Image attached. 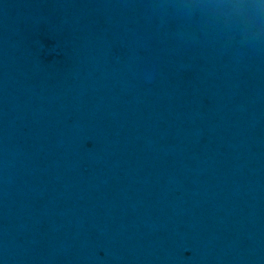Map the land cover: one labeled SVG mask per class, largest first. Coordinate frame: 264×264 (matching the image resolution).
Masks as SVG:
<instances>
[{
    "label": "water",
    "instance_id": "water-1",
    "mask_svg": "<svg viewBox=\"0 0 264 264\" xmlns=\"http://www.w3.org/2000/svg\"><path fill=\"white\" fill-rule=\"evenodd\" d=\"M178 2L0 0L3 264H264V41Z\"/></svg>",
    "mask_w": 264,
    "mask_h": 264
},
{
    "label": "clouds",
    "instance_id": "clouds-1",
    "mask_svg": "<svg viewBox=\"0 0 264 264\" xmlns=\"http://www.w3.org/2000/svg\"><path fill=\"white\" fill-rule=\"evenodd\" d=\"M175 6L223 17L224 27L229 31H239L255 42L264 41V0H179Z\"/></svg>",
    "mask_w": 264,
    "mask_h": 264
}]
</instances>
